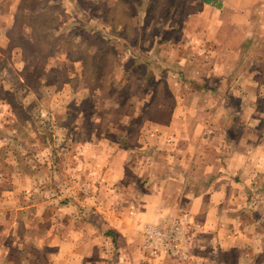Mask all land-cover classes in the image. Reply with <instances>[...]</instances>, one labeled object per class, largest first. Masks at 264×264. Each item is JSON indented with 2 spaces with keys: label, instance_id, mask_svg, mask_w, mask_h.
Wrapping results in <instances>:
<instances>
[{
  "label": "crops",
  "instance_id": "0c3cea01",
  "mask_svg": "<svg viewBox=\"0 0 264 264\" xmlns=\"http://www.w3.org/2000/svg\"><path fill=\"white\" fill-rule=\"evenodd\" d=\"M19 2L14 0L13 20H0V26L15 22ZM170 20L171 33L150 51L157 54L160 73L166 70L169 76L172 69L166 81L171 93L160 78L153 79L160 97L140 107L137 140L102 143L106 152L90 158L92 193L108 197L94 214L103 219L83 220V209L61 203L58 212L67 219L58 223L57 232L38 238L37 223L28 224L36 247L43 246L41 259L19 258L17 247L0 242V264H160L141 249L136 223L178 208L188 210L200 229L196 235L208 240L206 248H191L187 259L211 249L264 252V232L247 235L264 220V203L248 201L251 183L264 179L259 134L264 124L252 141L248 135L254 132L245 127L248 118H260L264 110V0H176ZM191 60L196 64H188ZM254 70L253 76L245 75ZM143 82H137L138 91L144 90ZM133 95L141 96L136 103L148 98ZM168 135L175 143H163ZM132 203L136 211H129ZM223 259L219 264L227 262Z\"/></svg>",
  "mask_w": 264,
  "mask_h": 264
},
{
  "label": "rangeland",
  "instance_id": "374dc122",
  "mask_svg": "<svg viewBox=\"0 0 264 264\" xmlns=\"http://www.w3.org/2000/svg\"><path fill=\"white\" fill-rule=\"evenodd\" d=\"M122 1L125 7L114 4L111 11L112 20L121 21L112 31L103 20L106 1L33 0V7L44 2L58 7L61 14L60 22L50 31L63 35L64 46L46 55L22 54L7 36H0V242L17 247L14 251L19 258L28 255L34 263L41 259L43 246L36 247L28 224L37 223L35 237L57 232L58 223L67 219L58 212L61 203L83 209V220L94 223L103 219L96 218L95 211L101 203L106 205L108 197L97 198L92 193L90 158L106 152L102 143L110 146L137 140L141 111L160 97L153 79L160 78L166 84L163 89L171 93L167 78L172 69L169 76L166 70L160 73L155 68L157 54L150 49L161 36L166 38L171 33L170 15L176 0ZM13 9L14 0L0 1L2 23H9L11 17L13 20ZM28 36L29 30L22 28L20 37ZM154 48L159 47L156 44ZM164 51L169 58V48ZM258 54L252 64H256ZM205 56L203 53L199 59ZM188 64L196 63L191 60ZM141 78L147 84L138 91L136 84ZM111 82L117 83L116 88ZM134 93L148 98L136 103L141 96L137 98ZM154 102L152 109L157 104ZM261 114L260 118H246V132H254L248 135L250 141L257 127L264 124V110ZM259 134L264 137V128ZM164 139L163 143H175L174 135ZM263 180L251 183L248 201L264 203ZM132 204L130 210L133 206L137 210ZM120 206L122 210L125 207ZM263 222L249 229L247 235H261ZM198 237L191 241L194 252L208 247L207 236L202 240ZM225 252L211 249L206 256L197 258L195 253L187 260L165 259L163 264H219L223 257L227 261L224 264H264V252Z\"/></svg>",
  "mask_w": 264,
  "mask_h": 264
},
{
  "label": "trees",
  "instance_id": "16d2710c",
  "mask_svg": "<svg viewBox=\"0 0 264 264\" xmlns=\"http://www.w3.org/2000/svg\"><path fill=\"white\" fill-rule=\"evenodd\" d=\"M33 0H20L15 22L11 26H0V36L5 35L13 43L14 47L19 48L22 54L43 52L45 55L62 46V34H54L50 31V27L56 26L60 22V10L58 7L48 6L44 2L33 7ZM106 1L103 16L107 24L113 28L119 27L120 20H112L111 11L119 4L125 7L122 0H115V3ZM142 1L139 2L138 7ZM31 4V5H29ZM37 5V4H36ZM133 27V26H132ZM22 28L29 30L27 38H21ZM101 90L104 88L100 85ZM125 141V140H124Z\"/></svg>",
  "mask_w": 264,
  "mask_h": 264
},
{
  "label": "built area",
  "instance_id": "2783aa9c",
  "mask_svg": "<svg viewBox=\"0 0 264 264\" xmlns=\"http://www.w3.org/2000/svg\"><path fill=\"white\" fill-rule=\"evenodd\" d=\"M130 211H136L133 207ZM140 247L154 259L186 260L191 241L200 231L198 224L185 209H177L156 220L137 222Z\"/></svg>",
  "mask_w": 264,
  "mask_h": 264
}]
</instances>
